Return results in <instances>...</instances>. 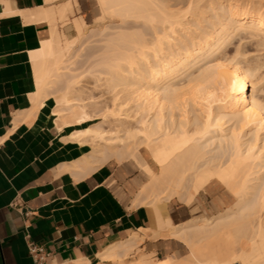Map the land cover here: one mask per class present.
I'll return each mask as SVG.
<instances>
[{
  "label": "bare ground",
  "instance_id": "obj_1",
  "mask_svg": "<svg viewBox=\"0 0 264 264\" xmlns=\"http://www.w3.org/2000/svg\"><path fill=\"white\" fill-rule=\"evenodd\" d=\"M202 1L97 0L101 17L133 19L140 27L150 29L149 35H152L149 36L146 30L132 34L133 29L127 34L128 30L121 26L126 29L123 30L126 34L113 31L114 36H104L105 40L98 36L99 40V33L92 30L90 33L94 35L90 40L88 29V37H83L82 41L89 40V43L94 36L98 43L103 41L99 44L103 47L97 52L100 54L103 49L104 53L92 67L101 69L108 76L106 82L111 88H118L119 96H113L112 108H104L107 103H103V99V102L97 99L93 102L92 97V102H84L83 98L74 96V77L67 79L59 91L51 89L50 79L61 74L59 70L64 69V57L75 46L62 43L63 34L55 26L56 21H63L71 13V8L65 5L58 11L42 9L37 12L40 21L44 19L52 26H49V38L42 42L41 50L35 52L33 58L38 87L37 93L31 97L33 110L20 121L29 122L45 98L52 96L56 127L59 130L77 128L68 140L85 144L90 149L69 169L88 176L110 161L119 166L133 164L150 179L149 184L142 186L137 198L135 196L137 206H149L155 202L156 229L141 230V233L152 238L166 233L181 240L189 249L186 259L168 257L156 262L142 254L129 261L133 250L144 240L143 236L132 232L127 240L98 255L101 259L125 260L128 264H264V101L257 96L264 95V89L262 93L256 86L260 85L258 80L262 75L258 74L262 71L259 69L264 67L260 66L264 60L259 63L264 55L261 56L258 50L261 47L264 50V0H208L210 8L216 11L215 17L208 18L213 22L216 20L214 26L218 28L209 33L211 28L207 34L188 30L194 21L201 19L200 22L207 23L198 14L204 12V8L207 13L203 14L208 15L210 11L209 15H213L208 6L206 10L204 1L196 13ZM71 26L78 35L87 28L81 20L74 21ZM198 26L195 29L200 30L201 25ZM121 28L115 27L114 30ZM177 31L186 34L183 38H175L173 35ZM237 36H241L240 42L234 38ZM242 38L253 40V45L257 43L258 48L254 50L261 53L258 52L256 58L257 62L261 56L259 65L254 64L253 59V62L250 60L253 65L247 62L244 66L247 56L244 60L242 55L249 49L243 52L240 47L243 54L234 50L244 63L235 56V59L228 56V52L223 53L229 41L244 44ZM92 42V45L98 44L95 40ZM182 43L183 47L180 46ZM210 58L214 59L211 61ZM86 61L82 64L88 66L89 61ZM199 63H203V69L193 76L191 72ZM86 65L81 68L85 69ZM248 83L252 85L250 93ZM182 84L185 85L181 87ZM86 91L90 94L88 89ZM189 106H198L199 116L188 117ZM132 109L136 117L134 123H129L128 111ZM175 110L180 112V120H175ZM109 118L113 129H103L99 124L83 127L98 120L106 123ZM225 124H231L230 128L223 129ZM215 133L219 135L214 136ZM146 155L154 163L156 172L148 165ZM215 186L221 191L218 202L222 210L190 223L172 225L163 204L159 203L175 198L191 205L201 191Z\"/></svg>",
  "mask_w": 264,
  "mask_h": 264
},
{
  "label": "crops",
  "instance_id": "obj_2",
  "mask_svg": "<svg viewBox=\"0 0 264 264\" xmlns=\"http://www.w3.org/2000/svg\"><path fill=\"white\" fill-rule=\"evenodd\" d=\"M74 1L0 0V264H33L26 237L51 254V264H128L98 255L132 232L156 229L153 208L133 207L109 185L116 176L112 161L88 176L69 169L90 149L68 140L77 128L56 127L52 96L29 122L20 121L33 110V58L49 38V24L37 12L65 5L73 12ZM167 216L172 224L174 210ZM160 236L144 235L128 260L183 258L181 244Z\"/></svg>",
  "mask_w": 264,
  "mask_h": 264
},
{
  "label": "rangeland",
  "instance_id": "obj_3",
  "mask_svg": "<svg viewBox=\"0 0 264 264\" xmlns=\"http://www.w3.org/2000/svg\"><path fill=\"white\" fill-rule=\"evenodd\" d=\"M203 1H204L205 5L207 4L206 6L204 5L206 7V10H207V6H208L209 10L212 11L211 14H213L214 16L213 15H209L210 14V11H208V13H209L208 15L203 14L205 12V8H204V12H202V13L199 12L198 13L199 8H202L203 7V4H202ZM203 1L200 3L199 7L197 8V12L196 13L200 14V18H202V19H203V17L206 19V17L208 18L209 16H211L212 18L215 17L216 11L214 12L210 8V2L208 0H203ZM72 8H73V12H71V14L68 16V18L66 17V18H64L63 21L62 20L61 21L58 20V22L57 21L55 22V26L58 28L59 32L61 33V35L63 34V36H62L63 42L62 43H64L65 45L66 44H69V43H73V46L74 45L75 46L73 47V50L69 49V52L67 51V54L65 56L66 58L64 57V59H65V63H64L65 66L63 65L64 69L61 70V71L59 70V73L61 72V74H59L57 76H54V77H52V79H50L51 89H53L55 91H59L60 89H62V87H63V85H64V83H65V81L67 79H69L71 77H74L73 80L76 82L74 84V89H73V95L74 96H79L81 99L83 98L84 102H90V101L92 102L91 99H93V98H94V101L93 102H95L97 100H98V102H99V100L101 102L104 101L103 103H107V105L104 104L105 105V107L103 106L104 108H112V106H113V103H112L113 102L112 101L113 96H114V98H115V95H118L119 96L118 88H115V89L111 88L109 86V83L106 82L108 76L104 75L101 72V69H99V68H93L92 67L93 62L96 59H98L99 56H101L100 54H102V52L104 53L103 49H101L102 52L100 51L101 53L98 54L99 49L101 47V45L99 47V44H101L103 41L102 42L99 41V43H98V39L96 40V38L94 36L95 39L92 37V39H93L92 41L95 40V41H97L98 44L95 43L94 45H92L93 44L92 41H90V43H89V40L88 41H82L83 40V37L86 34H88V32L90 33V31H92V30H94L93 33H95V31H97V33L100 34V35L97 34V37L99 36L100 38H103L104 39V36L105 37H107L108 35L114 36L113 35L114 34L113 31H115V32L118 31L117 33H119V32L122 31L123 34H126V32L124 33L123 30H126L127 29L129 31V30H132L133 29L134 32H132L133 30L132 31H129L130 33H128V31H127V34H131V32H132V34H136V33L137 34H141V33L145 32L146 29L140 27L139 26V23L137 21L133 20V19H125L126 21H124V19L121 20V18H115V17L112 18V17H109V16H108L109 18L101 17V11H100L101 9H100V6H99V3L97 2V0H79L78 2L74 1L73 2V5H72ZM200 11H202V10H200ZM205 13H207V11ZM212 18L211 19L208 18L207 20H205V19L203 20L204 22H207V23L210 20V22L208 23L209 25H206L207 23L205 24L202 21L200 22L201 19L199 21H197L198 23L194 21V22H192L193 25H192V23L190 24L192 26L190 28L188 27V30L189 31H192V32L194 30H197V33L200 31L201 33L203 32V34H205V32L207 34L208 31L211 28L212 29H211V31H209V33L212 32L213 29L215 31V29H217L218 26H216V28H215L214 25L216 24V22H215L216 20H214L215 19L214 18L213 19L214 22H213V21H211ZM75 19L82 20V22L85 25L84 28L87 27L85 29L86 31L83 29L81 35H78L77 32H76V30L74 28L72 29V26L71 25H73ZM105 20H107V21H105ZM109 20H110V22H109ZM98 22L100 24L101 23L102 24L100 25ZM104 22H105V25H104ZM97 24H98V26H97ZM194 24H196V25L194 26ZM198 24H199V26L201 25V27H202V28L200 27V30L199 29H195V27L198 26ZM202 24H204L205 27L202 26ZM50 25L52 26V24H49V26ZM69 26H71V27H69ZM121 26L124 27V28H126V29L121 28ZM92 27L94 29H91ZM111 27H112V29H111ZM115 27H117V28L119 27L121 29H119V30L115 29L114 30ZM101 29H102V31H101ZM87 30H88V32H87ZM149 30L150 29L146 30V32H148V35H149V33L151 34V30H150V32H149ZM185 34H186V32L177 31V33L174 34L173 37H175V38H178V37L179 38H183L185 36ZM93 35L94 34H91L90 33L89 37L87 35L86 36L88 38H90ZM149 36H152V35H149ZM78 37H79V39L80 38L81 39L79 40ZM240 37L237 36V37H234V38H236V39L238 38L237 40H239V42H240ZM100 38H99V40H100ZM108 38H110V37L108 36ZM151 38L150 37L149 38L147 37V39H151ZM70 39H72V40L70 41ZM73 39H76L77 41L76 40H73ZM103 39H101V40H103ZM245 39L246 38H244V40H243V38L241 39L244 42V44L241 42L242 46L245 45L244 48L241 46V44L240 45L237 44L238 43L237 40H233V43L231 41H229L227 43L228 45L226 44L227 45V47H226L227 49H224L226 52L225 51L224 52L222 51V52L223 53H227L228 52L229 53V54L227 53L228 56H231V58H233V56H235L236 57V60H237V59H240L241 58V55H240V58H238V55H237L238 53H241V51L246 52L245 50L249 49V50H247L248 53H244L245 55L243 54V52L241 53V54H243L242 55L243 56L242 59L245 56H247L246 57V60L244 58V60L246 61L245 62L246 64L243 62L242 59H240V61L242 60V62L244 63V66L247 65L248 63L250 65H253V63H251L250 60H252V62H253V59H255L254 60L255 61L254 64H257L258 63V60L261 58V56L264 55V50L262 49V47H261V49L258 48V45H257V43L255 45V42H254V45H255V47H254L253 40H250V39L247 38L248 41L250 40L252 42V44L250 45L249 43H251V42L250 41L248 42ZM90 40H91V38H90ZM230 40H232V39H230ZM87 43H89V44H87ZM95 45H96V47H94ZM103 45H104V43H103ZM79 46H81L80 49H78ZM180 46L183 47L184 46V43L180 44ZM235 47H236V49H235ZM240 47H241V51H240ZM86 48H87V50H86ZM89 48H90V50L91 49H93V50L90 51V50H88ZM250 48L253 49V50H254V48H256V50L258 48V50L262 54L259 51L255 52V50H254V53H253V50H251ZM75 49L77 50V52H76ZM176 49H177V47L174 48L173 50L176 52L177 51ZM234 50L238 51V53H234L235 52ZM94 51L95 52L98 51L97 52L98 56H96L97 54ZM80 52H81V54H80ZM258 52L261 54V56L257 59V62H256V58L259 56V53ZM84 53H87L88 56H86L87 54H84ZM252 53H253L254 56L252 55ZM255 53H256V55H255ZM227 54H226V56H227ZM216 55H217L218 58H219V56L221 57V55H218V54H216ZM250 56H251V58H250ZM77 57H80V58H77ZM85 57H87V58H85ZM88 57L89 58L91 57L92 58V61H91V59L89 60ZM235 57L233 59H235ZM263 57L261 58L262 60H260L259 63L264 60ZM83 58H84V60H83ZM211 59L213 60L214 58H210V60ZM86 60L90 62V63L89 62L87 63L88 66L86 65V63L85 64H82ZM206 61H208V60H206ZM209 62L210 61H208V63ZM66 63H67V66H66ZM259 63H258V65H259ZM77 64H78V66L80 68L79 67L78 68L76 67ZM204 64H207V63L204 62ZM83 65H86L85 66V69H82V68H84ZM262 65H264V62L260 63V66H262ZM70 66H71V69L69 71ZM81 66H82V68H81ZM202 69H203V63H199L192 70L193 73L191 72V74L193 76H196V73L198 75L199 72L202 71ZM259 70H262L261 73H258V74H262L260 76V78L262 77L261 79H264V76H263L264 75V67H261V69H259ZM62 76H63V78H62ZM53 78H54V80H53ZM184 78H183V81L185 80ZM258 78H259V75H258ZM260 78L258 80V82L260 81V85H258L259 84L258 83L256 86H258V88L262 91V89H264V88H262V87H264V81L263 80L261 81ZM186 83H187V81L185 80V84ZM184 85L182 84L181 87L184 86ZM186 87H183V89L186 88ZM251 87H252V85L250 83H248L247 84V91H248V93H250L252 91V88ZM86 89H88V91L90 92V94H92V96L87 93ZM116 90H117V92H116ZM263 91H262V93H263ZM262 95L263 94H261V95L257 94V96L260 97L264 101V95L263 96ZM99 97H101V98H99ZM116 98H117V96H116ZM102 99H103V101H102ZM132 103L133 102H131L130 104L132 105ZM130 104L127 105V108L130 106ZM101 105H100V107H102ZM110 105H112V106H110ZM213 105H215V104H213ZM197 108H198V106L197 107L194 106V108L192 106H189L187 108V112H189L188 117H191V119H193L196 115L199 116V113H198V109ZM128 114H129L130 117L127 119V121H129V123H134V119L133 118H135L136 115L134 114L133 109L130 110V112L128 111ZM179 114H180V112L178 110H175L174 111V117L176 118L175 120H178V119L180 120ZM165 116L167 117V113L166 112H165ZM93 124H99V125L102 126L103 129H106V130L113 129V127H114V125L111 124V119L110 118L107 120L106 123L102 122L101 120L100 121L98 120V121H95V122L86 124L83 127L85 128V127H88L89 125H93ZM230 126H231V124H225L224 127H223V129L230 128ZM218 135H219V133H215L214 134V136H218ZM247 138H249V136H247ZM259 143L260 142H258V144ZM140 152L143 153V149L142 148H140ZM145 157H146V161L148 162V165L152 168V170L154 172H156L157 169L154 166V163L152 162L151 158L148 155H146ZM110 164L114 167V169L116 171V176L109 181V185L111 186V188H113L119 194V196L124 201L131 203V205L133 207L134 206H137L138 205V202H137L136 198H137L139 192L141 191L140 189H142V186L144 187V186H146V184H149L150 179L148 177L146 178V176L143 173H141L140 170L138 171L137 168L133 164H131V163H126V164H123L121 166H119V165H117V164H115L113 162L110 163ZM220 193H221L220 189H218L215 186V187H212V188H206L204 191H201L198 195H196L197 197L195 196L194 201H193V204H191V205H188L184 201H180V200L175 199V198H171L170 200L165 201V203H164V201L163 202H159V203H162L163 204L166 212L169 211V210L173 212V210H174V213L176 214V218L174 220H172V225H183V224H186V223H190L192 221H195L197 218H201V217L206 218V217H209V216L215 214L216 211H221L222 210V206L218 202V199H220ZM135 196H136V198H135ZM152 198H151L150 201H152ZM154 203L155 202H153V204H148L149 207L154 208V205H155ZM142 206H145V205H142ZM160 237H162V238H172L174 241H176L179 244H181L183 246V248H184L183 249V253H184L183 254V258H181V259H186L188 257L189 249L186 247V245L184 243H182L181 240H179L177 238H174L172 236L170 237V236H168V234H166V236H160ZM138 252H139V248L137 246L133 250V252H132V254L130 256H132V255H134V253L136 254ZM156 259H157L156 257H152L151 260H155L157 262ZM159 259L160 260H158V261H161V258H159ZM125 262L126 261H124V263Z\"/></svg>",
  "mask_w": 264,
  "mask_h": 264
},
{
  "label": "built area",
  "instance_id": "obj_4",
  "mask_svg": "<svg viewBox=\"0 0 264 264\" xmlns=\"http://www.w3.org/2000/svg\"><path fill=\"white\" fill-rule=\"evenodd\" d=\"M27 253L33 264H51L52 256L46 252L42 246L30 241L28 237L25 238Z\"/></svg>",
  "mask_w": 264,
  "mask_h": 264
}]
</instances>
